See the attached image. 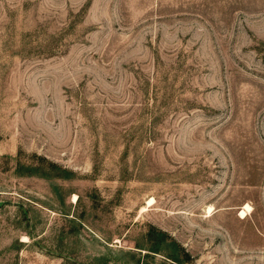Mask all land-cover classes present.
Instances as JSON below:
<instances>
[{
  "label": "rangeland",
  "instance_id": "rangeland-1",
  "mask_svg": "<svg viewBox=\"0 0 264 264\" xmlns=\"http://www.w3.org/2000/svg\"><path fill=\"white\" fill-rule=\"evenodd\" d=\"M0 264H264V0H0Z\"/></svg>",
  "mask_w": 264,
  "mask_h": 264
},
{
  "label": "bare ground",
  "instance_id": "bare-ground-1",
  "mask_svg": "<svg viewBox=\"0 0 264 264\" xmlns=\"http://www.w3.org/2000/svg\"><path fill=\"white\" fill-rule=\"evenodd\" d=\"M149 206H150V205H149ZM209 207H210V206H209ZM212 209H213V208H212ZM245 210H246V209H245ZM248 210H249V209H248ZM211 211H212V210H211ZM211 211H210V212H211Z\"/></svg>",
  "mask_w": 264,
  "mask_h": 264
}]
</instances>
